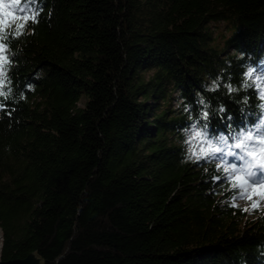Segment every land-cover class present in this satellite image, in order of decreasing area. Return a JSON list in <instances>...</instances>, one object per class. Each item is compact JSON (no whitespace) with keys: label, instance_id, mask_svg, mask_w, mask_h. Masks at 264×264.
I'll list each match as a JSON object with an SVG mask.
<instances>
[{"label":"trees","instance_id":"obj_1","mask_svg":"<svg viewBox=\"0 0 264 264\" xmlns=\"http://www.w3.org/2000/svg\"><path fill=\"white\" fill-rule=\"evenodd\" d=\"M26 14L0 31V260L264 264V203H238L224 154L264 132V0H35Z\"/></svg>","mask_w":264,"mask_h":264},{"label":"snow or ice","instance_id":"obj_2","mask_svg":"<svg viewBox=\"0 0 264 264\" xmlns=\"http://www.w3.org/2000/svg\"><path fill=\"white\" fill-rule=\"evenodd\" d=\"M35 0H25V2L22 4L21 0H18L16 3H11V6L15 9L16 12L21 13L19 17H17L13 12L5 11L9 7L8 4H5L4 0H0V15H2L4 18L0 19V31H3L8 23L10 21H14L16 19H20L24 22L27 21H33L35 20V15H28L26 14L28 12V8L32 3H34ZM16 29L22 30L25 27V23H20L18 25H15ZM251 75V73H249ZM206 115V114H205ZM197 136L200 135L199 132L196 133ZM251 132L247 133V138H251ZM220 143H227V140L225 137L221 136L219 138ZM261 143H264V137L260 140ZM234 147L236 149H244L243 141L237 142ZM262 153H264V148L260 150ZM216 153H224V150L220 147H215L213 149L212 154ZM225 155L232 156L237 161H242L245 165L248 166L249 169L255 167L256 171H247V175H240V172H243L244 169L241 168L237 163H231L230 169L234 173H238L233 177L235 181H238L239 183H234L232 186L233 188H236L240 190L241 192L244 189L245 185H249L251 187L256 188L257 191L260 192V194L264 195V162H257L255 165H253L251 162L245 159V154L242 152H236V151H228L227 153H224ZM248 156H256L255 152H247ZM261 161H264V156L260 157ZM255 207V205H253Z\"/></svg>","mask_w":264,"mask_h":264},{"label":"rangeland","instance_id":"obj_3","mask_svg":"<svg viewBox=\"0 0 264 264\" xmlns=\"http://www.w3.org/2000/svg\"><path fill=\"white\" fill-rule=\"evenodd\" d=\"M5 4H8L9 7L7 9H5V11L8 12H13L16 16V11L15 9L11 6V0H4ZM4 17L2 15H0V19H3ZM17 22V19L14 21H10L7 25V28L11 27L12 25H14ZM211 30L214 32V36L217 38V40L219 41V43H222V41L224 40V38L228 37L229 35V25L221 22V23H212L210 25ZM2 55V54H0ZM259 78L260 80H264V68L259 70ZM261 90L264 94V86H261ZM264 137V132L260 133L257 135V137L255 139H253L252 137L246 138L245 141H243L244 144V149H236L234 147V145L229 146L230 149L227 150L230 151L232 150H237L236 152H242L245 154V159L248 160L249 162H251L253 165H255L257 162H264L260 160V157L264 156V153H262L260 150L262 148H264V143H261L260 140L261 138ZM191 140H193L194 142L191 144V147L193 149L194 153L197 152H201V148L203 145V141L201 142V138H199V136L196 135V133H192L190 135ZM197 148V149H195ZM226 152V153H227ZM247 152H255L256 156H248L246 153ZM237 160L232 159L230 161V163H236ZM241 168L244 169L243 172H240V175H247V171H256L257 169L255 167L249 169L247 165H245L242 161H239V163H237ZM247 185L244 186V189L242 191V193L244 194V197L239 201L238 203L241 206L244 207H251L253 208L255 206H260L262 208V204L264 203V195L260 194L259 191L256 190V188L248 186ZM1 246H2V240H1V232H0V251H1ZM1 254V252H0Z\"/></svg>","mask_w":264,"mask_h":264},{"label":"clouds","instance_id":"obj_4","mask_svg":"<svg viewBox=\"0 0 264 264\" xmlns=\"http://www.w3.org/2000/svg\"><path fill=\"white\" fill-rule=\"evenodd\" d=\"M16 2H18V0H11V3H16ZM37 15H38V13H37ZM29 34H31V33H29ZM15 35L19 36L20 33L17 32V33H15ZM4 49H5V45L0 43V54H2L4 52ZM7 62L8 61L4 58V56L0 55V77H3L5 74L4 65ZM249 73H251V71ZM3 84H4V80L2 78H0V85H3ZM233 91H235V89H233ZM7 95H8V93L4 92L3 90H0V96H7ZM5 150L10 151V146L6 147ZM188 159H191V157H189ZM225 170L227 171L228 169H225Z\"/></svg>","mask_w":264,"mask_h":264},{"label":"water","instance_id":"obj_5","mask_svg":"<svg viewBox=\"0 0 264 264\" xmlns=\"http://www.w3.org/2000/svg\"><path fill=\"white\" fill-rule=\"evenodd\" d=\"M1 240H2V235H1ZM0 264H42V263L41 260L35 254H30L29 256L23 259H17L7 262L0 260Z\"/></svg>","mask_w":264,"mask_h":264}]
</instances>
